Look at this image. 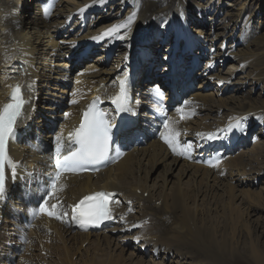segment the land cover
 Segmentation results:
<instances>
[{"label": "bare ground", "instance_id": "bare-ground-1", "mask_svg": "<svg viewBox=\"0 0 264 264\" xmlns=\"http://www.w3.org/2000/svg\"><path fill=\"white\" fill-rule=\"evenodd\" d=\"M63 1L48 0L40 5L38 14L27 15L22 0H0V108L8 100L13 84L24 85L29 98L25 112L19 120L18 131L13 137L9 156L15 167L8 166L9 189L7 184L0 208V264H13L16 258L14 264H89L75 261L71 244H68L72 240L82 246L89 244L95 249L94 254L102 256L105 260H114L116 246H112L122 242L124 246L121 252L129 250V257L132 259L128 262V259L125 261L123 256H120L117 258V264H132L135 257L139 264H224L226 255L223 251L227 250L229 237L223 236V245H217L219 242L216 244V227L206 224L211 215L210 205L216 204L218 197H224L223 213H226L225 204H228L233 214L237 199L242 197L235 187L246 180L236 178L233 171H226L225 167L217 166L224 165L226 157H219L211 163L201 155L206 152L211 155L216 151L221 153L218 148L226 142L208 141L206 134L218 132L238 120L243 122L253 117H257L260 122L264 120V94L248 100L231 96L230 99L234 103L231 106L226 105L223 97L219 96L220 92L227 93L230 87L237 84L239 88V84L248 81H263L264 55L254 52L241 58L236 52L238 42L230 46L221 43L219 48L212 47L210 59L228 56L236 62L231 63L228 71H223L224 74L211 73L210 66H205L203 71L199 72H202L203 78H216L214 90L194 93V101L187 107H184L183 101H188V98H183L181 103L171 106L166 103V99H161L162 91L157 83L150 88L138 87L140 71L136 64L142 57L143 47H132L133 56L128 57V53L131 45L129 43L139 33L135 32L136 28L143 25L151 27L152 18L170 20L168 28L174 31L176 29L181 36L191 38L192 45L198 39H204L203 34L206 33L203 28H195L193 33V29L189 30L185 25V12L179 9L180 12L173 17L175 14L171 9L178 0H159L157 4L152 3L142 10L137 9L138 6H144L147 2L139 3L141 0H135L136 9L131 13H135V18L128 30H121L119 33L124 36L123 39H119L117 35L104 34L114 25L123 23L126 16L112 20L97 29H86L83 25L84 15L90 8H98L106 0H82L72 4ZM130 2L131 0H122L115 4L126 5ZM105 6L106 3L101 7ZM148 8L152 9L146 12ZM75 13H80L81 18L61 36L63 26L71 21ZM91 23H95V20ZM175 35L174 32V41ZM116 40L125 42L120 46H124L128 51L117 55L119 60L111 65L110 70L98 66L100 57L92 56L89 53L91 49L79 46L82 42L94 45L103 43L101 50L107 51ZM187 46L186 44V49L184 48L186 54L190 50ZM228 46L230 49H227ZM85 49V55H81ZM62 50L65 51L60 52ZM69 52L80 55L82 60L85 59V64L79 66L74 73H71L70 58L66 57ZM188 57L191 61L195 56ZM153 63L155 58H152L150 65L153 66ZM211 63L212 61L208 60V64ZM248 67H251L252 71L245 73ZM111 73L113 76H110ZM125 74L131 90L129 115L132 116L145 102V105L149 104L155 108H151V118L162 121L161 125L152 121L154 127H151L150 123L146 124L147 127H142L143 133H139L137 128L149 117L140 113L138 124H135V119V125L128 134L126 132L123 136L119 135V138H122L119 143H124L125 148L119 151V156L115 152L112 165L96 174H63L57 182L56 191L51 197H47L55 173V137L62 133L64 141L67 142L68 133L80 123L83 108L99 95L103 96L107 92L111 97L118 93V78L124 79ZM129 74L135 79V87L132 89L134 83L130 84ZM69 78H72V83L66 82ZM171 79L174 82V79ZM151 92L153 101L147 95ZM224 109L230 110L228 116L221 115ZM65 113L68 115L65 116ZM165 114L170 124L180 131L181 144H193L192 155L187 152L183 156L180 155L181 148L174 153L161 139V132H155V127L164 131ZM52 124H56L54 128ZM238 130L223 133L230 138L229 136ZM19 132L21 136L18 135ZM150 132H153V136H150L146 146H134L133 142L138 137L143 138L150 135ZM198 133L202 135L198 136ZM128 139L130 141H127ZM262 144L264 142L259 140L254 145L258 157L264 155ZM227 147L230 148L229 145ZM200 150L201 155L197 154ZM223 151H227L226 148ZM248 158L252 160L251 157ZM160 163L164 169L156 178L154 173ZM158 178L162 179L161 183L157 181ZM12 185L16 187L10 189ZM100 189L117 192L113 202L117 224L115 222L110 228L88 232H78L71 226H66L71 206L78 203L84 195ZM44 199L48 200V207L51 202H57L60 205L59 210L69 213L68 217L57 219L43 213L35 214ZM263 207L253 206L258 210L264 209ZM243 208L240 209L244 211ZM22 214L28 217L27 223L24 222ZM155 225L163 229V235L154 232ZM239 225L241 227V224ZM161 228L158 227V230ZM260 236L264 237V227ZM53 238L61 241L62 252L56 251L54 244H50ZM242 251L235 250L234 257L237 259ZM195 257L198 258L194 260Z\"/></svg>", "mask_w": 264, "mask_h": 264}, {"label": "rangeland", "instance_id": "rangeland-1", "mask_svg": "<svg viewBox=\"0 0 264 264\" xmlns=\"http://www.w3.org/2000/svg\"><path fill=\"white\" fill-rule=\"evenodd\" d=\"M47 1L48 0H41V1L40 0H22L23 9L24 11L26 10L27 15L38 14L40 5L44 4ZM58 1H63V0H58ZM68 1L72 4V3L79 2L82 0H64L63 2L67 3ZM117 1L122 2V0H106L103 3H101L100 7L90 8V10L84 15L83 25L86 27V29L88 28L97 29L98 27L107 25L112 20L122 18L123 16L124 17L126 16L125 19H127L131 15L132 11L136 9V5H134L135 0H131L130 4H126V5H124L123 3L115 4V2ZM129 1L130 0H128V2ZM144 1H146L147 3L144 6L137 5L138 6L137 9L139 10L145 9L146 7L150 6L152 3L157 4L159 0H149V1L141 0L139 3H143ZM165 1L172 2V0H164V2ZM104 3H106L107 6L102 8L101 6ZM149 9L150 8H148L146 12H148ZM179 9L185 12L186 14L185 16L187 17L186 18L187 20L185 22V25L188 27L189 30L193 29L192 32L195 33V28L201 27L204 29V32L206 33V34H203L204 39H198L196 42H194L193 46L194 47L196 46L197 50L192 52L193 50L190 49L187 51L188 54H185L187 58H189L188 55L195 56L193 60L189 61L190 58L187 60L188 64L186 65L188 66L186 67V70L188 72L183 73L184 68L183 66H181L183 59L178 58L177 60L178 66L175 67L174 64L172 66L173 68L172 72L174 74L172 78L174 79V82L171 81L170 84H172V86L176 89L175 92H177L178 95L182 96V98L180 101L174 98L170 103H167V104L174 106V105H177L178 103H181L183 101V98L184 100L185 99L187 100L188 98V101L190 103H187L184 105V107H187L189 104L191 105L193 103L194 93H198V92L205 93L209 91L210 89H212L213 91L214 86L216 85L214 83L216 78H213V79L203 78L201 74L202 72H199V71H203L205 66H210L211 73L216 72V73L224 74L225 71H228V68L231 65V63L236 62L234 59L229 58L228 56L210 59L211 57L210 51L212 47L219 48V45L221 43L223 44L226 43L230 46L231 44L238 42V47H237L236 52L239 54L241 58H244L248 54H252L254 52H261V54L264 55V42H262L264 41L263 40L264 39V0H178L171 9L172 13L175 14L173 17L177 16L178 12H180ZM80 18H81L80 13H75L71 21L68 24H66V26H63L61 36H63L66 32H68L73 26V24L76 22V20ZM92 20H95V23H91ZM169 22L170 20L152 18L151 27H148L147 25H143V26H138L135 30L136 33L139 32L137 34L138 36H141V33L143 34L148 30L145 33V35H147V38H146L147 50L145 53L143 52L141 59L138 61V64H136V67L139 68V71H140L138 87H140L141 89H144L147 87L150 88V87L156 86V83H157V86L162 91L161 99L163 100L166 99V101H168L172 97V95L168 92L169 89L167 90L164 86L165 80L161 78L162 77L161 71L164 70V68L166 67V64L164 63L165 58L161 57L163 53L158 52V50L160 49L158 47H160L159 45L163 46V48H161L162 52H165L167 48L168 49L171 48L172 41H174L173 39H174L175 31L173 29L168 28ZM121 42L122 40H116L114 45L108 49L110 50L109 53H106L108 50L107 51L101 50L102 47H104L103 43H98L97 45L93 44L92 47L89 48L92 50V51L90 50L92 53L91 54L92 56L96 52L98 54L96 56L100 57V59L98 60L99 67L103 66V67L109 68L110 70L111 65L113 63H116V61L119 60L117 55L120 54V52L127 53L128 49L124 48V46H120ZM135 45L136 44L133 45V43H131V45L129 46L130 52L128 53V57L133 56L131 49ZM79 46L88 48L90 44L82 42L80 43ZM115 46L116 48L113 50ZM229 46L227 49H230ZM142 47L144 50V45H142ZM182 47L183 49L184 48L186 49V44L183 43ZM64 51L65 50H62L60 52H64ZM66 57H69L71 61L70 62V67L72 68L71 73H74V71L79 66H81L82 64H85V59L81 61V58H80L79 60L80 55L78 56L77 54L73 52H69ZM262 57L264 61V56ZM152 58H155L156 71H153L151 73L152 71L151 69L153 68L150 65L152 62ZM173 60H175V58ZM208 60H211L213 64L212 63L208 64ZM157 62L158 64H156ZM251 71H252V68L248 67L245 73L251 72ZM180 72L185 78V82H186L185 86L179 85L178 79L180 75L177 76L176 74ZM110 76H113V73H111ZM152 77H153V80L149 83L143 84L141 81L142 78L152 79ZM66 82L72 83V78L67 79ZM239 85H240L239 88H238V84L233 87H230L227 93H224V94L221 92L219 93V96L223 97L226 105L231 106L234 104L232 100L230 99L231 96L238 97L239 100H246V99L248 100L249 98L250 99L257 98L259 94H264V80L263 81L260 80L256 83L248 81L247 83H243ZM147 95L151 97V100L153 101L152 92L148 93ZM43 96H46V95L43 94ZM233 100L237 101L235 99ZM184 102L185 101H183V103ZM144 105H145V102H143L141 107H139L136 110V112H134V114L132 115V117H134L137 121V122L135 121V124H138L137 119L140 113L149 115L145 123L143 125H140L137 128L139 133H143V128L147 127L146 124L150 123L151 127H154V124L152 123V121L155 123H158V125H161L162 123V121H158L156 119L151 118V114H150L151 108L154 110L155 108L153 106H150L149 104H146L145 106ZM142 106L144 107L142 108ZM229 114H230V110L224 109L221 115L228 116ZM260 123H262V126L260 125ZM55 125L56 124H52V128H54ZM140 128H142V130ZM250 129H252L253 132H252L251 138L247 139L245 133H248V130ZM155 132L160 133L162 131L157 130V127H155ZM240 132H243L244 136L241 137L242 134ZM150 136L151 137L153 136V132H150V135L144 136L143 139L144 141H146V143L139 145V146H146V144H148ZM229 137H230L229 138L230 141H228L227 139L226 142H223L222 145L218 148V150H221V153H219V151H216L215 154L211 155L209 152L205 151L206 153L201 155L200 153L201 150H200L199 153L197 154H200L204 160H209L211 163L215 161L216 159H219V157H226L224 159L225 164L217 165V166L225 167L226 171L228 170L233 171L236 178H243L244 180H246L244 183H241V184L240 183L237 184L238 182H235V184H237L235 189L240 195H242V197L240 196L241 198L239 197L237 199L236 208L233 214L231 213L232 212L230 209L231 207L228 204H225L226 205L225 211L226 213L228 212L230 213L228 214L223 213L222 205L224 203L223 202L224 197H218L219 199L217 200L216 204L212 203L210 205L212 206V209L210 210L211 215H210V219H208V222L206 224L207 226L212 224L216 227V231H215L216 244L219 242L217 245L224 244L223 236H225L226 238L227 236L229 237L227 238L229 240V243L227 245V250L223 251L226 255L224 264H263L264 263V237H261L260 234L262 233L263 227H264V209L258 210L257 208H253V206L254 205L264 206V202H263L264 201V198H263L264 197V155L263 156L261 155L260 157H258L259 154H256L254 150L255 148L254 145H256L259 140L264 142L263 140L264 139V120L260 122L257 117H253L251 120L246 119L241 123L239 130L236 133L230 135ZM242 141L245 143L240 145ZM236 143H237L238 148L234 147ZM228 145L230 146V148L227 147ZM261 147H263L264 149V144H262ZM225 148L227 151L222 152V150ZM196 156H199V155H196ZM248 157H251L252 160H249ZM163 169H164V166L162 163H160L157 166V169L155 170L154 177L157 178L159 174H162ZM158 171L159 173H157ZM176 171L177 169L175 170V172ZM160 178H158L157 180L159 183H161L163 177L162 179ZM242 190L244 194L242 193ZM255 201L258 203V205ZM250 204L251 205L254 204V205L251 206ZM241 207H244L243 208L244 211L240 209ZM137 210H139V208H137ZM22 216H23L24 222L27 223L29 221V220H26L28 219V217L24 216L23 214ZM238 219L240 221H238ZM239 224H241L242 228L240 227ZM155 226L153 227L154 232L158 235H163L164 233L162 231L163 229L159 225H155ZM158 227L159 229L161 228V230H158ZM231 237L232 238L234 237V238L232 239ZM131 240L133 239L131 238ZM50 244H54L53 246H55L56 251L61 250L60 252H62L63 245L61 241H59L57 238L51 239ZM68 244L69 245L71 244L70 248L72 249V256L75 258V261L77 263L88 262L89 264H117V258L118 257L120 258V256H123L125 261H127L128 259V262L129 260L131 261L132 259L129 257V253H130L129 250L127 252H121V248L124 246L122 242H119L118 245L112 246V248H115L116 246V248L114 249V252L116 254L115 258H113L114 260H110V259L105 260L102 256L100 255L98 256L94 254L93 251L95 249H93V247L90 246L89 244L82 246L80 244L73 243V240L71 241V243L69 241ZM78 248H80V250H78ZM235 250H243L242 253L240 254L238 253L239 255L237 259L234 257ZM73 252L75 253V255ZM87 253L89 255H87ZM193 254H196V253H193ZM196 258L198 257H195L194 260H196ZM146 259H149V258H146ZM136 260L137 258L135 257L132 264H139V262ZM16 261H17V258L16 260L13 261V264ZM167 264H170V263L168 262Z\"/></svg>", "mask_w": 264, "mask_h": 264}, {"label": "snow or ice", "instance_id": "snow-or-ice-1", "mask_svg": "<svg viewBox=\"0 0 264 264\" xmlns=\"http://www.w3.org/2000/svg\"><path fill=\"white\" fill-rule=\"evenodd\" d=\"M135 18V13L130 15L123 23L116 24L108 29L104 35H117L119 39L124 36L119 35L121 30H128ZM119 79V91L110 97L111 103L115 106L116 112H128L131 109L128 106V84L126 74L124 79ZM13 102L7 103L0 110V198L3 197L5 190V169L6 166L15 167L13 161L8 157L6 145L12 137L16 135L18 120L21 117L22 110L25 108V101L22 98L12 97ZM75 103V101H73ZM98 100H94L88 105L82 113L80 123L68 133L67 142L64 141L63 134H58L54 149V177L49 185L47 197H51L57 189V182L65 173L81 172L85 170H98L100 164L106 163L111 159L110 152L113 144V130L116 127L114 118L98 107ZM185 104L190 103L185 101ZM179 111V109H178ZM68 113H65L67 116ZM184 117L182 116L181 119ZM242 121L230 123L227 128L219 129L216 133L206 134L208 140L219 137L220 132H231L238 130ZM164 131L161 132L163 142L175 153L178 148L182 150L180 155L193 147L190 142L181 144L179 137L180 131L176 130L169 122L165 114L163 120ZM202 135V134H197ZM116 155L119 156V149H116ZM113 193L95 192L91 195H84L78 203L71 206V220L80 226L98 225L111 218L109 210V200ZM48 200L44 199L39 205L35 214H47L49 217L61 219L68 217L67 211H62L59 204H52L50 207Z\"/></svg>", "mask_w": 264, "mask_h": 264}]
</instances>
